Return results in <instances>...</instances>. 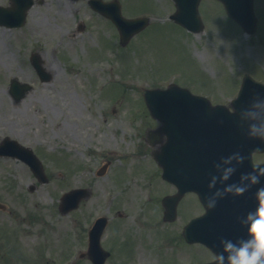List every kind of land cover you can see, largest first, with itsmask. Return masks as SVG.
Here are the masks:
<instances>
[{
    "label": "rangeland",
    "instance_id": "374dc122",
    "mask_svg": "<svg viewBox=\"0 0 264 264\" xmlns=\"http://www.w3.org/2000/svg\"><path fill=\"white\" fill-rule=\"evenodd\" d=\"M66 3L34 8L32 23L44 20L55 40L58 31L71 28L74 14L88 16L84 9L78 12ZM123 3L128 16L151 15V25L126 47L114 45L118 39L114 27L65 37L70 61H61L51 83L35 87L20 101L9 96L11 72L0 65V138L10 135L32 143L44 158L50 177L49 182L39 183L27 165L0 158V202L7 206L0 208V238L18 249L5 263L0 247V264H29L28 259L59 264L65 257L76 258L86 248L85 227L94 215L111 217L118 210L124 215L118 219L114 235L113 227L106 231V248L111 249L110 242H119L122 231L127 237L132 235L139 248L154 241L153 224L148 221L154 205L147 204L148 195L158 197L160 203L175 187L159 177L152 158L143 157L136 164L120 156L138 151L147 128L157 125L148 116L142 87H164L177 81L216 102H227L237 92L235 81L240 71L264 79V0L258 3L259 32L252 37L242 34L214 0H203L200 5L206 26L200 33L168 22V15L175 10L172 0ZM102 35L111 37L107 44ZM108 62L111 71L105 69ZM107 158L116 165L97 176ZM32 184L36 185L33 191ZM78 186L91 187V197L78 209L61 214V194ZM188 196L180 207L183 217L170 227L181 230L189 214L201 211L196 196ZM112 247L118 254V247ZM200 256L203 261L212 258L204 248ZM77 264L90 262L81 259Z\"/></svg>",
    "mask_w": 264,
    "mask_h": 264
},
{
    "label": "water",
    "instance_id": "95a60500",
    "mask_svg": "<svg viewBox=\"0 0 264 264\" xmlns=\"http://www.w3.org/2000/svg\"><path fill=\"white\" fill-rule=\"evenodd\" d=\"M177 4V11L171 16L179 23L183 24L192 31L203 30V23L198 13V4L200 0H175ZM228 11L235 16L242 24L253 19L252 0H223ZM242 7L248 11L245 16L234 12L236 8ZM106 12V11H105ZM106 14L113 19L119 27L121 33V40L126 44L130 38L140 30H142L150 21L149 17L138 18H124L119 9L115 12H106ZM146 103L151 111V114L160 122L159 126L149 132V142L153 144L155 150L154 155L164 167V177L175 182L180 191L173 196L164 198L166 206V217L175 218L176 205L182 194L186 190H196L201 200L208 206L211 200L205 193H203V161L208 160L209 154L205 153L203 149V137L209 135L215 130L224 129L229 131L249 130L253 123L264 122V85L244 83L238 99H247L246 103L239 102L235 104L236 111L233 113L223 111V106L212 107L210 101L199 95L192 94L187 88L180 87L177 84H170L167 89H149L145 88L143 91ZM241 101V100H239ZM242 102V101H241ZM205 107V109H204ZM227 113V115L220 121H213L210 116L215 117L218 114ZM209 115V116H208ZM246 115L245 119L240 117ZM217 123L220 124L217 126ZM223 124V128L221 127ZM10 147V142L5 145ZM0 151L9 153V149L0 148ZM251 158H249V161ZM38 165H31L34 172L41 180H46L43 174L42 165L37 161ZM264 169L263 165H244L240 170H250L253 173V168ZM226 170L227 168L224 167ZM191 171V178L187 173ZM248 191L243 195L248 200L244 207H234L233 210H244L247 212L255 211L258 206L256 199V192L259 188L264 187V176L260 177V182L257 185H251L248 181ZM83 191V190H80ZM79 191H71L65 194L62 199L61 210L66 212L73 208L77 202ZM86 193V192H85ZM204 196V197H203ZM215 207L209 208L214 219H219L224 222V229L217 232L220 236L218 238L204 239V242L212 248L217 255L223 253V245L221 240H231L233 243L237 241V236L244 235L248 232V226L241 217L235 213L223 214L222 210L227 212L225 207H219L215 199ZM218 224V223H217ZM218 226H220L218 224ZM101 222L91 232V253L99 256L100 248L98 246L99 236L102 228ZM225 235V236H224ZM225 257L226 253H223ZM101 255V256H100ZM100 260L97 264H102ZM216 262L212 264H216Z\"/></svg>",
    "mask_w": 264,
    "mask_h": 264
},
{
    "label": "flooded vegetation",
    "instance_id": "af4514ba",
    "mask_svg": "<svg viewBox=\"0 0 264 264\" xmlns=\"http://www.w3.org/2000/svg\"><path fill=\"white\" fill-rule=\"evenodd\" d=\"M63 1L67 2L66 5L75 7V11L78 9L79 12L80 9H84L88 16L74 14L71 28H68L65 32L58 31L57 38L54 40L52 34H50L51 26L49 29L43 22L44 20L37 21L35 19L32 23L31 14L36 7L51 5L53 2L61 4ZM103 1L108 2L111 0ZM27 2L28 0H0V65L11 72L8 78V88L11 87V84H14L23 90L26 85H29L30 90H32L39 85L47 84L48 81L46 80L49 78V82H52L55 79L54 76L58 73L57 70L61 68V61H70V55L67 49L64 48L68 43L66 38L76 37L78 34L94 30V28L104 32L106 29L102 28H112L113 26L108 17L97 11L100 2L92 0H34L33 6L26 12L24 23L17 25L22 21ZM53 30H56L55 26ZM100 38H104L107 44L111 37L102 35ZM100 44L101 42L98 43V45ZM87 47L85 50H87ZM86 56L90 60L87 53ZM29 73L32 74L30 77H28ZM22 95L24 97L28 95V90L26 89ZM125 159L135 161L136 164L141 161L137 154L128 156ZM104 163H106L105 165H113L111 158H107L101 165ZM146 175L149 176L147 173ZM152 196V194L149 196L151 200ZM123 215L124 213L118 210L116 215L110 219L109 227L114 228L113 235L117 232L118 219ZM158 215L159 211L152 210L148 217V221L153 224L154 241L144 242L142 247L139 248L134 239L131 238L133 236L129 235L127 237L122 231L120 240L118 238L116 240L119 242H110L111 249L106 248L110 251L106 264H109V261H115L117 264L202 263L203 260L193 263L192 257L202 254L203 246L199 243L187 242L183 236V226L180 230L178 227H170L169 224H165L163 230L160 231L159 226L155 225ZM112 246L118 247V254ZM2 254L10 255L11 252L4 249Z\"/></svg>",
    "mask_w": 264,
    "mask_h": 264
},
{
    "label": "clouds",
    "instance_id": "9594fccd",
    "mask_svg": "<svg viewBox=\"0 0 264 264\" xmlns=\"http://www.w3.org/2000/svg\"><path fill=\"white\" fill-rule=\"evenodd\" d=\"M250 135L253 138L264 140V122L253 123L250 125ZM245 157L239 153H235L225 160V163H231L235 160L242 164ZM219 165L216 168L219 169ZM235 168H227L219 177L222 181H228L235 172ZM264 176V169H259L254 166L253 173L241 176V181H250L251 185H257L260 182V177ZM217 182V177L212 178V183L209 187H213ZM248 186L232 184L224 189V193L242 196L248 191ZM221 192H217L216 196H221ZM258 206L255 211L247 214L245 223L248 226V239H241L236 243L231 240H221L223 245V253L216 255L217 264H264V187H261L256 192ZM208 207H215V201L209 200Z\"/></svg>",
    "mask_w": 264,
    "mask_h": 264
}]
</instances>
